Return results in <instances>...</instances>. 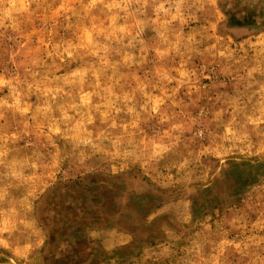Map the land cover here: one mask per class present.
<instances>
[{"label": "rangeland", "instance_id": "rangeland-1", "mask_svg": "<svg viewBox=\"0 0 264 264\" xmlns=\"http://www.w3.org/2000/svg\"><path fill=\"white\" fill-rule=\"evenodd\" d=\"M0 264H264V0H0Z\"/></svg>", "mask_w": 264, "mask_h": 264}]
</instances>
